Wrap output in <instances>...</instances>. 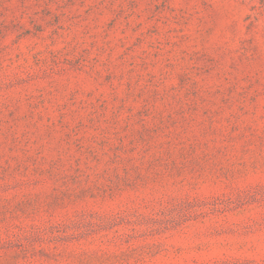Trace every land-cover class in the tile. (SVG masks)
<instances>
[{
    "label": "rangeland",
    "instance_id": "374dc122",
    "mask_svg": "<svg viewBox=\"0 0 264 264\" xmlns=\"http://www.w3.org/2000/svg\"><path fill=\"white\" fill-rule=\"evenodd\" d=\"M0 264H264V0H0Z\"/></svg>",
    "mask_w": 264,
    "mask_h": 264
}]
</instances>
